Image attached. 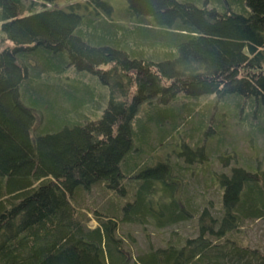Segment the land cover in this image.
Segmentation results:
<instances>
[{
  "label": "trees",
  "instance_id": "obj_1",
  "mask_svg": "<svg viewBox=\"0 0 264 264\" xmlns=\"http://www.w3.org/2000/svg\"><path fill=\"white\" fill-rule=\"evenodd\" d=\"M55 1L0 0V264H264L240 228L264 219V144L240 164L229 123L264 143V0H124L122 23ZM194 216L195 236L136 256L119 237Z\"/></svg>",
  "mask_w": 264,
  "mask_h": 264
},
{
  "label": "rangeland",
  "instance_id": "obj_2",
  "mask_svg": "<svg viewBox=\"0 0 264 264\" xmlns=\"http://www.w3.org/2000/svg\"><path fill=\"white\" fill-rule=\"evenodd\" d=\"M80 0H56L54 3L55 7H62L65 4L77 2ZM107 1V3L112 6L113 12L111 14V19L115 22L122 23L121 20V14L124 9L125 2L124 0H104ZM83 77V83L86 85H90L93 87V90H95L98 87V84L94 85L89 81V76L84 75ZM79 79V78H78ZM96 95V94H95ZM202 104L203 101L199 100ZM150 106L149 105H143L140 106L138 110V115L141 119H146L148 115L154 116L155 112L150 113ZM241 119L244 120V115L240 114L238 117V121ZM234 120V119H231ZM229 121L230 127L232 128V124L234 125V128H232V134L239 136L238 141L239 144L237 146V153L239 155L240 164H244L245 161H250L253 158L258 159V157H262V151L263 150V141L261 138H255L249 130L247 131V128L245 126L241 127V125L237 122ZM242 120V121H243ZM233 122V123H232ZM188 131V130H187ZM245 135V136H244ZM183 137L181 132H178V134H175V142L173 144L169 145H161V144H155V147L153 148V155L155 161H169L172 158V148L174 150H180V147L178 146L180 143V138ZM246 137V139H245ZM225 138V137H224ZM228 139V138H227ZM233 141L236 142V139ZM260 154V155H259ZM168 162V161H167ZM238 165L236 164L233 159H227L226 160V166H222L220 164L214 163L212 166V171L214 173L222 174V173H229L230 167ZM172 182L180 183L175 177L173 179H169ZM200 182H202L203 179H199ZM188 181L184 183V185H180V188L182 190L186 191V189H189ZM201 184V183H200ZM217 189V188H216ZM210 189L209 196L206 197V203L203 204V207H207L210 213L212 214L216 207L219 204V196H220V190L217 191ZM179 189L178 192L176 191L175 194L178 197V200H180L181 196L179 195ZM183 194V192H182ZM94 196V194H93ZM93 196L90 194V199L93 198ZM103 201H97L98 205H101ZM167 203V202H165ZM183 205V202H182ZM181 205V207H182ZM202 208V207H201ZM155 211L157 212V208H155ZM196 219L197 217L194 216L191 219H189L184 224H178L174 226H168L163 228H156L154 226L155 223H153L152 217L147 218V222L144 225L140 224H124L119 227V237L122 239V242H124L125 246L130 249L133 256H136L137 254H141L144 252H147L149 249H154L157 246H164L166 242L168 241H175L177 238H183L185 236H195L198 231L196 230ZM95 224L94 221H90L88 226L92 227ZM241 230V240L244 245H247L252 248H257L264 254V219H255V220H247L245 221L242 226L240 227ZM176 232V234H172L171 232ZM177 236V238H175ZM130 264V263H129Z\"/></svg>",
  "mask_w": 264,
  "mask_h": 264
}]
</instances>
